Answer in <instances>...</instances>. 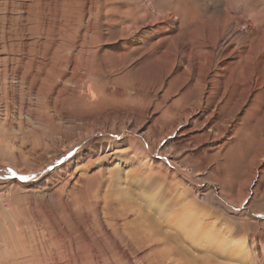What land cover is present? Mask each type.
Instances as JSON below:
<instances>
[{
    "label": "bare ground",
    "instance_id": "6f19581e",
    "mask_svg": "<svg viewBox=\"0 0 264 264\" xmlns=\"http://www.w3.org/2000/svg\"><path fill=\"white\" fill-rule=\"evenodd\" d=\"M128 1H137L145 12L136 9L115 15L112 0H3L0 107L6 109L13 138L7 145L10 166L7 170L0 166V184L8 183L0 189V206L13 211V192L20 185L15 178L35 180L43 174V170L32 172L34 158L53 166L43 154L52 142L51 130L46 133L50 125L57 130L52 139L70 152L82 147L94 132L101 131L105 140L117 144L114 138L132 131L138 145L128 141L131 155L143 161V167L148 165L143 171L139 162L134 164L140 185L149 191L159 180L161 189L153 195L160 215L176 226L183 243L205 257L188 258L184 245L170 249L169 239L157 240L146 228L140 229L142 235H131L126 227L137 212L122 209L119 203L115 209L122 222L110 230L109 204L100 200L95 206L97 218L108 238L117 243L121 259L132 264H264V211L257 214L261 221L243 220V226L259 227L246 235L177 188L182 181L213 180L224 212L234 217L264 204V36H259L260 27L251 18L235 16L234 31L226 39L227 24H220L219 16L211 21L180 8L160 10L155 0ZM122 21L130 25L119 27ZM71 109H85L87 114L71 115ZM64 122L70 131L63 130ZM110 147L116 150L114 144ZM233 151L241 154L235 156ZM17 167L25 175L16 177ZM85 182L79 175L56 193L63 195L71 187L67 197L72 198ZM45 210L58 233L50 240L39 236L36 246L27 233L17 229L20 234L15 235L13 227V234L3 217L0 264H80L75 235L68 228L72 240L68 242L63 232L66 219L59 218L58 211ZM69 213L75 216L74 210ZM39 220L40 230L50 232L47 222ZM62 242L67 244L65 249ZM144 247L152 252L137 260ZM216 254L225 260L219 261Z\"/></svg>",
    "mask_w": 264,
    "mask_h": 264
},
{
    "label": "rangeland",
    "instance_id": "374dc122",
    "mask_svg": "<svg viewBox=\"0 0 264 264\" xmlns=\"http://www.w3.org/2000/svg\"><path fill=\"white\" fill-rule=\"evenodd\" d=\"M155 1L157 2L156 3L158 6L157 8L164 11L180 8L185 10V12H187L188 15L190 16L197 15V16H201L204 19H210L211 21L214 20L213 16H219L217 20H219L220 24H224V25L227 24L225 25L227 27L226 36H225L226 39H229L232 35V32L234 31L233 20L235 16H246L247 18H251L252 22H254L258 27H260L261 33L259 36H264V0H155ZM136 6L138 7L136 8ZM110 7H112L111 9L115 15L121 14L122 12H126V11L132 12V10L133 12H135L137 10H142L143 8L141 5L138 4L137 1H128V0H118V1L112 0ZM4 9L5 8H4L3 0H0V24H1L0 26H2V28L0 27V37L2 36L1 34L3 31L2 23L4 22V18H3V16L5 15ZM118 20L121 21L120 19ZM123 22L125 21H122L119 27L120 26L123 27L125 24L130 25L129 22L127 23H123ZM242 28L245 31L247 26L244 24ZM99 87L100 88L103 87L102 82L99 83ZM0 104H2V101L0 102ZM3 108L4 107L2 108L0 107V166L4 170H7L8 166H10L8 162H10L9 159L11 158L7 150V145L10 143V140L13 138V136L8 130L7 120H6L7 119L6 109L3 110ZM86 112L87 111L85 109L70 110L71 115L73 114V115L83 116L87 114ZM65 124L66 123L64 122L63 130H66L67 132L70 131L71 130L70 126ZM49 129L51 130L50 134L52 133L49 136L52 142L48 143L47 146L48 148L46 150L48 152L45 151L43 154L46 153L45 157H47V159L49 160H52L53 166H47L46 165L47 163L45 164L42 158L39 159L38 157H36L33 159L34 163L32 165V168L34 170H32V172L36 173V172H41L43 170L42 171L43 174H41L40 178L35 180L30 178L29 180L26 181L19 180V178H15L20 183V185L17 188H15L13 192L14 193V197L12 200L13 211L12 210L6 211L4 206H0L1 228L3 222L2 219L4 217V220L10 223L12 225V228L14 227L16 231L17 229H19L21 230L22 234L27 233L28 235H30L34 240V244H33L34 246H36L35 243L37 244L36 240H38L39 236L44 237L43 239L45 240H50V238L51 237L53 238V236H55L56 238L58 232H56V229H54L52 226L53 225L51 223L52 220L51 218L48 217L49 215L46 213L45 210L46 207L48 212L52 213L58 211L59 218L61 215V219L63 217L66 219V220L65 219L62 220V222L64 220H65L64 222L67 221V223L63 222L64 226H66L63 232L66 235L67 237L66 241L68 242L72 241L71 237H68L70 236V234H68L69 230L70 233L75 235L74 240L76 242H74L73 244L75 245L76 247L75 251L78 253V256L80 258V264L81 263L82 264H101V263L102 264H116V263L132 264L126 262L127 260L124 258H123L124 261L121 259V257L123 256L122 254L118 253L117 243L108 238V235L105 233L103 223L101 222V220H99V217L97 218L96 213L98 212L95 211H98L99 208L95 206H98V203L101 200L102 204L104 202L109 204L107 208H108V217L110 219L108 220L107 218L106 220L111 226H109L108 223L106 224V226L107 227L109 226L110 230L116 228L118 229L119 224H121L122 222V219L118 218L119 212L115 209V204L119 203L118 205L120 206V208L122 207V209H131L137 212V217L135 215L136 218L135 217L130 218L129 219L130 224L126 227L128 231L131 233V235L134 236L142 235L143 232H141L140 229L146 228V230L152 232L153 237H155L157 240L164 241L165 239H169L168 241L170 243L169 244L170 249L179 247L178 246L180 245L179 243L184 245L182 251L186 253L188 258L191 257L192 259H200L205 257L204 255L205 253L203 252L200 253L196 251L194 252L191 250V248H189V245H187V243H183L181 239L183 235L179 233L176 226L169 224V220H168L169 218H165L163 217V215H160V210L156 202V197H154L153 195L154 192H157L159 189H161L159 180L157 182H154V185L149 191L145 189L144 184L140 185L142 181L141 179H139L140 177L134 171L135 167L139 162L141 164L140 167L142 168L143 171H145L147 170L148 165L143 164L144 165L143 167L141 163L143 161H141L139 158L136 159L135 157H133L131 155V151L129 150V142L130 143L133 142L135 145H138V142L136 141V137L138 136L136 135V133L132 131L122 132L116 138L113 139V141L115 140L114 142L117 143L115 144L112 141L105 140L101 131L94 132V134L91 137H89V139L83 144L82 147L75 149L74 152H70L69 148L67 149L66 147H64L66 145H63L62 142L54 141L52 139L54 136L53 134L57 132V130H55L56 128L50 125L46 131L47 135L49 133ZM119 136H121V138ZM38 139L40 138L37 137V142L40 143V140ZM122 139L124 142L125 141L127 142L129 141V142L128 143L126 142L127 144H123ZM113 144L116 147V150L112 151L110 149L111 148L110 146H112ZM41 150L42 148L40 147L38 152H41ZM233 153L235 154V156L241 154L240 152L237 153L235 151H233ZM153 159L157 160V158H153ZM145 165L147 166L145 167ZM186 168L187 165L184 163L183 169L186 170ZM74 171H76L75 176H71ZM22 175H25V172L23 171L22 168L17 167L16 177ZM79 175L80 178L82 180H85L86 182L85 184H83V186L78 187V190L76 189L75 192L70 195L72 196V198L67 197V194L69 195L71 187H66V189H64L66 191H64L63 195H60L58 192L56 193L57 189H59V187H61L63 183H66L69 179H71L72 182H75ZM5 183L6 181L1 182L0 189L6 187V184L8 183L6 184ZM214 184L215 183L213 182V180H208L202 177V184L194 183L193 180L189 182L188 180L185 182L183 181L180 182L177 188L179 190L185 191L186 193H190L192 195V199L196 200L194 201L197 202L200 208L207 210L208 213H211L216 217H220L221 219H223V221H225L227 225L229 223L230 227L237 226L239 227L240 230L242 229L241 231L244 232L246 235L259 230V227L255 228L252 225V223L249 224L247 223L246 226H243L242 222L245 219H247V221H254V222L259 221L261 218H259L257 214L263 213L264 204L263 205L258 204L257 206H254L251 211L252 213L244 212L241 215L244 218H242L241 216L234 217L232 214H227L226 212H224L222 201L221 199H219L220 196L213 190ZM196 191H199L200 194L199 197L196 196ZM31 198L33 201L31 200ZM152 198L155 200H153ZM95 202L96 203L98 202L97 205ZM73 206H75V209ZM101 206L103 207L104 205ZM69 209L74 210L75 216H73L72 213L71 214L69 213ZM61 211H63V213ZM119 216H121V214H119ZM32 219L35 222H32L33 221ZM39 219H43L47 222L48 228L49 229L51 228L50 232L48 230V232L43 233L42 230H40L41 227L39 224H41V222ZM89 222H92V224ZM29 223L31 225L30 226L31 229L29 227ZM131 223L132 225L134 224V226H132ZM19 224L20 226H18ZM87 224H88L87 227L89 229L86 227ZM14 228L12 232L13 234L15 232ZM68 228L69 230H67ZM83 229L84 232L87 235H89L90 238L86 237V235L83 232ZM29 230L33 232L34 237L33 234H31L32 232H30ZM149 231L148 233H150ZM16 233L20 234L19 231L15 232V235ZM49 233H51L52 236L51 234L49 236ZM117 236L119 235L117 234ZM66 245H67L66 242H62L61 244L63 249H65ZM174 245L175 247H173ZM147 248H150L151 250ZM144 249H142L137 254L136 257L139 256L137 260H140L142 257L148 258L150 254L149 252H152L151 247H144ZM114 255L115 256L118 255V256L115 258ZM216 255L219 261L222 262L223 260H225L224 257L221 256L222 257L221 258L220 256H218L219 254ZM95 258H99V259L102 258V260L100 259L99 262H97V259ZM137 260L135 259L134 261L136 262ZM33 264H38V263H33Z\"/></svg>",
    "mask_w": 264,
    "mask_h": 264
}]
</instances>
